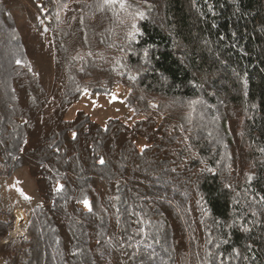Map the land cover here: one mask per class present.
Masks as SVG:
<instances>
[{"label": "trees", "instance_id": "obj_1", "mask_svg": "<svg viewBox=\"0 0 264 264\" xmlns=\"http://www.w3.org/2000/svg\"><path fill=\"white\" fill-rule=\"evenodd\" d=\"M117 85L135 122L65 117ZM20 169L39 203L1 264H264V0H0Z\"/></svg>", "mask_w": 264, "mask_h": 264}, {"label": "rangeland", "instance_id": "obj_2", "mask_svg": "<svg viewBox=\"0 0 264 264\" xmlns=\"http://www.w3.org/2000/svg\"><path fill=\"white\" fill-rule=\"evenodd\" d=\"M17 69H20L19 65H17ZM128 93L129 89L122 85L115 86L108 94L84 93L69 106L65 117L72 119L78 111H83L93 121L101 125L110 119H118L131 124L140 116L137 114L140 110L127 104ZM147 108L151 112L155 111L157 102L154 99H149ZM37 203L39 200L35 185L24 169L18 170L10 177L0 178V219L11 221L5 236L0 239V244L7 236L8 231L16 224L24 232V236L13 241L25 238V228L30 210Z\"/></svg>", "mask_w": 264, "mask_h": 264}, {"label": "built area", "instance_id": "obj_3", "mask_svg": "<svg viewBox=\"0 0 264 264\" xmlns=\"http://www.w3.org/2000/svg\"><path fill=\"white\" fill-rule=\"evenodd\" d=\"M23 236L24 232L20 229L19 225L16 224L14 228L8 231L7 236L2 240V244H8L9 242L22 238Z\"/></svg>", "mask_w": 264, "mask_h": 264}, {"label": "snow or ice", "instance_id": "obj_4", "mask_svg": "<svg viewBox=\"0 0 264 264\" xmlns=\"http://www.w3.org/2000/svg\"><path fill=\"white\" fill-rule=\"evenodd\" d=\"M104 3L108 4V5H121L122 6L123 0H104ZM18 63H19V61H18ZM101 162H103V161H101ZM81 202L85 205V207H88V208L91 207V205L87 199H84Z\"/></svg>", "mask_w": 264, "mask_h": 264}, {"label": "crops", "instance_id": "obj_5", "mask_svg": "<svg viewBox=\"0 0 264 264\" xmlns=\"http://www.w3.org/2000/svg\"><path fill=\"white\" fill-rule=\"evenodd\" d=\"M15 173H16V172H15ZM15 173H14V174H15Z\"/></svg>", "mask_w": 264, "mask_h": 264}]
</instances>
